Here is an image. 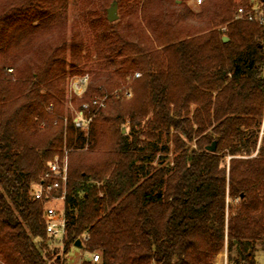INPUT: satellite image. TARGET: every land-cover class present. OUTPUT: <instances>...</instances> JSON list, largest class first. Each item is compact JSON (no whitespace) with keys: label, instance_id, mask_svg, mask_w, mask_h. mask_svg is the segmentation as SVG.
Here are the masks:
<instances>
[{"label":"trees","instance_id":"16d2710c","mask_svg":"<svg viewBox=\"0 0 264 264\" xmlns=\"http://www.w3.org/2000/svg\"><path fill=\"white\" fill-rule=\"evenodd\" d=\"M97 1L70 27V0H0V264H64L32 193L65 149L64 252L87 236L97 264H256L264 0H116L113 22ZM86 72L72 106L109 95L87 132L66 107Z\"/></svg>","mask_w":264,"mask_h":264},{"label":"built area","instance_id":"2783aa9c","mask_svg":"<svg viewBox=\"0 0 264 264\" xmlns=\"http://www.w3.org/2000/svg\"><path fill=\"white\" fill-rule=\"evenodd\" d=\"M197 5L202 4L203 0H194ZM244 13L243 8L238 9V14ZM250 19L253 17L250 16ZM264 23V18H261ZM136 77H140V73H136ZM91 81L89 73L75 75L70 79L69 91L70 95L82 97L86 92ZM126 98H131L133 91L131 87L123 88L119 91ZM109 95H95L91 97V103H83L80 108L72 107L73 122L77 129L88 131L96 112L106 107ZM90 104L95 107L93 113H87ZM71 108V107H70ZM69 180V159L68 149H65L63 155H56L47 165V168L39 183L34 186L33 197L36 200H42L46 206L44 209V221L46 224L47 237L50 241L59 246L64 251V241L67 229L66 217V195ZM88 237L84 236L81 241L85 243ZM82 243V246H83ZM90 252V251H89ZM92 263L101 262V254L99 252H90L88 259ZM83 263V262H82ZM81 263V264H82Z\"/></svg>","mask_w":264,"mask_h":264},{"label":"rangeland","instance_id":"374dc122","mask_svg":"<svg viewBox=\"0 0 264 264\" xmlns=\"http://www.w3.org/2000/svg\"><path fill=\"white\" fill-rule=\"evenodd\" d=\"M91 1H94L95 3L98 2L97 0H70L69 9H68L70 27L74 24L76 19L81 24H83V16L82 15L85 14L89 8H91V6H92ZM187 1L193 8H195V9L197 8V4L195 3L194 0H187ZM111 3L112 2H109L108 5L105 4L103 6V8H101L102 14L107 15V10L110 7ZM121 12H122V9L118 8V13H119V18L117 19L118 21L120 20ZM261 13L262 12H259L258 14L261 15ZM86 73H89V72H86ZM136 73H139V72H135L133 75L130 74L132 77L129 76L127 78V81H128L127 86H130L129 83H131L134 78H139V77H136ZM71 78L72 77H70L68 79L67 91H68L69 97H67L68 102L66 103V107H71V109H72L73 106L71 104V101L69 100L72 97L70 95V91H69V83H70ZM124 98H126V97H124ZM128 124L129 123L127 122L125 125L126 131H129V125ZM263 139H264V119H263L262 124H261L259 145L262 143ZM195 141H196V139L192 142V145H191L192 147H195ZM172 147L173 146L171 144V148ZM56 247L59 249L60 253L62 254V257L64 259V264H81L83 261L88 260L90 257V252L88 250H86L85 247H76L75 245H71L67 252L62 251V249L57 245H56ZM227 264H235V262L227 261ZM256 264H264V251H261V250L258 251L257 256H256Z\"/></svg>","mask_w":264,"mask_h":264},{"label":"water","instance_id":"95a60500","mask_svg":"<svg viewBox=\"0 0 264 264\" xmlns=\"http://www.w3.org/2000/svg\"><path fill=\"white\" fill-rule=\"evenodd\" d=\"M107 19L110 22L116 21L119 18V13H118V2L115 0L111 3L110 7L107 10ZM229 38L225 36L223 38L224 41H227ZM208 151H215L216 149V142H213L211 145L207 146ZM82 241L81 239H78L75 242L76 247H82Z\"/></svg>","mask_w":264,"mask_h":264}]
</instances>
